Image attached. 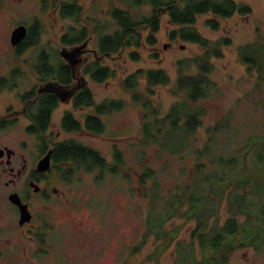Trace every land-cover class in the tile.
<instances>
[{"label": "rangeland", "instance_id": "rangeland-1", "mask_svg": "<svg viewBox=\"0 0 264 264\" xmlns=\"http://www.w3.org/2000/svg\"><path fill=\"white\" fill-rule=\"evenodd\" d=\"M82 1L88 4L90 0ZM237 1L248 3L252 8V12L247 15L235 13L231 17L220 18L218 20L219 27L216 30L205 24L207 18L213 17L211 14H200L196 18L195 27L203 36L211 40L219 37L230 39V43L222 47L223 56L212 58L214 69L210 76L219 90L215 94H211L205 101L209 110L204 116V124L199 132L205 136L208 127L215 120L228 119L231 125L228 134L233 140L228 146L233 149V145L237 143L236 149H239L248 143L251 145V153L254 154L257 148L264 144V81L260 83L259 88L255 87L259 78L264 80V66L258 68L254 65L252 71H248L247 64L239 57L237 48L242 44L256 40L259 36L264 38V0ZM111 6L126 8V3L111 0ZM149 10L150 8L145 5L136 6L134 14H148ZM51 20L55 21V18ZM60 26L61 23L58 22L54 27H49L54 30L50 31L43 25V45L55 49L57 46L55 34H58ZM113 28L112 26L111 30ZM172 28L174 26L169 23L168 16L164 14L161 18L160 29L156 33V43L154 45L146 43L137 50L130 47L117 54H112L106 64L115 69V75L102 83L88 82L95 101L102 102L104 99L123 101V106L119 109L113 108L116 107V102H113V109L110 108L108 113L104 114L102 117L104 128L101 133L89 132L83 129L73 133L61 131L58 134L60 129L59 118L64 110L71 108V104L62 103L55 110L51 129L45 135L48 141L72 139L98 150L109 161L112 160L115 146L121 149L126 167L125 165L120 166V172L116 175L104 172L100 179H96L95 173L97 170L89 172L80 167V171L72 174L74 166L73 171L69 173L68 171L72 166L69 164L64 166V169L71 166L67 168L63 176L70 177L71 190L69 191L77 194L74 203L79 202L80 206L77 209L59 207L64 211L63 213L58 212V214H62V217L67 218L65 221L63 220L66 235L63 238L60 250L66 256L73 257V259L68 258L66 260L61 255L59 262L54 264H120L117 256L121 252L128 251V247L134 243H137L138 246L133 250V253L128 254V264H173L171 256L173 241L187 238V229L195 224L194 219L176 216L165 222L164 242H159L151 234L144 238L141 237L140 230L145 226L144 220L148 208V198L143 196L140 189L138 173L145 163L138 158L137 152L141 148L145 131L141 120V106L132 100L130 92L121 85L122 78L138 68H162L169 75L170 83L153 87L152 107L161 114H164L170 108L176 100L170 92V87L174 85L176 78L175 61L178 58L190 57L201 52L196 44L179 38L170 39L169 31ZM146 34V29L142 30L144 38ZM51 41L52 47L50 46ZM91 46H93V42ZM0 48H4V42L1 43V40ZM131 50L139 52L138 60H132L128 56V52ZM6 60V57H0V64L7 65ZM15 64L16 68L22 67L24 64L23 58L17 57ZM22 84L26 86V82ZM140 85L141 89L145 88L146 82L144 79H140ZM73 111L77 118L82 119L84 112L93 113L94 110L93 107H84ZM229 111L232 113L228 114ZM26 122L21 121L16 124V139L26 137L18 131L19 124ZM1 139L6 140L7 136L0 137ZM151 150L152 148L149 152ZM247 150V147L241 148V155ZM163 159H158L156 154L153 155L150 152V154H147L146 164L156 170L155 178L161 187L160 195L168 198L170 191L174 190V185L185 176V173L181 171L185 161L177 157L167 156H164ZM249 160V164L255 169L257 166L251 156H249ZM125 172L129 173L128 178L122 176ZM7 178L8 175H5L1 181ZM62 188L66 191L65 185ZM261 213L264 216V210ZM221 215L220 223H223L225 220L223 211ZM76 224H79L78 237L72 242L70 231ZM25 242L23 247L15 253L17 260L28 258V252L37 246L34 241L31 242L25 239ZM160 244L169 247L162 249L158 255L152 257L154 250L159 249ZM237 244L238 242H231L227 246L229 255L225 264H264V244L259 247L255 245V248L253 246L237 247ZM195 247L199 251L198 247ZM70 250H73L71 254ZM197 254L200 257V253ZM212 255L214 254L208 255V258L211 259ZM11 260L13 261V256ZM13 263L16 264V262ZM43 263L52 264L50 258L41 262V264Z\"/></svg>", "mask_w": 264, "mask_h": 264}, {"label": "trees", "instance_id": "trees-1", "mask_svg": "<svg viewBox=\"0 0 264 264\" xmlns=\"http://www.w3.org/2000/svg\"><path fill=\"white\" fill-rule=\"evenodd\" d=\"M124 2L127 5L126 10L119 7L114 9L118 28L110 37L102 40L101 52L110 50L112 54H117L125 48L133 47L137 50L146 43L154 45L164 14L174 26L169 31L170 39L179 38L196 44L201 49L199 53L175 61L176 78L170 92L176 100L164 114L152 107L151 96L154 86L170 83L166 70L138 68L121 81V85L130 92L132 100L139 103L142 111L141 120L145 132L137 155L145 163L138 173L141 192L148 198L144 224L154 227L151 231L156 234H161L165 232L162 227L170 218L180 216L194 219L195 225L208 226V255L214 254L212 257L215 263L225 264L229 255V243L238 242L237 247H243L264 239V216L261 213L264 210V144L257 148L254 154L251 153V145L248 143L241 147L248 148L243 155L240 153L241 148L236 149L237 143L232 149L228 146L233 142L228 134L231 129L228 119L215 120L208 127L205 136L200 134L199 129L203 127L204 116L209 110L205 101L219 90L210 76L214 69L212 58L223 56L222 47L229 44L230 39L219 37L211 40L197 30L195 23L198 15L211 14L213 17L207 18L205 24L216 30L220 18H228L235 13L247 15L252 12V8L248 3L237 0ZM141 5L150 8L148 14H134V8ZM144 29L147 31L145 38L142 35ZM136 50L128 52L132 60L139 59V52ZM237 50L239 57L247 64L248 71L251 72L254 65L258 68L264 66L262 36L240 45ZM67 75L65 72L58 73L61 80ZM114 75L115 69L111 68L108 77ZM92 77L102 82L107 78L106 70L96 66ZM140 79L146 82L144 89H141ZM258 80L255 86L257 88L264 81L260 78ZM87 97L86 92L83 98ZM113 102H116V107H113L115 109L123 106L122 100L112 99L111 109ZM47 115L48 112L43 111L45 120ZM64 123L69 124V129L81 127L78 121H69V118H65ZM85 124L90 130H103V122L97 117H88ZM150 148V152L156 154L158 159L162 160L167 156L185 161L181 168L185 176L174 185V190L170 191L168 198L160 195L161 187L155 178L156 170L146 164ZM249 156L256 163L255 169L248 162ZM53 158L56 163L69 162L72 167L68 173L74 170V174L80 171V167L89 172L97 170L96 179H100L104 172L116 175L120 172L119 167L125 165V158L118 147L114 146L112 160L109 161L96 149L73 140L59 142L53 150ZM122 176L128 178L129 173L125 172ZM222 211L225 220L220 223ZM199 239L202 243V239Z\"/></svg>", "mask_w": 264, "mask_h": 264}, {"label": "flooded vegetation", "instance_id": "flooded-vegetation-1", "mask_svg": "<svg viewBox=\"0 0 264 264\" xmlns=\"http://www.w3.org/2000/svg\"><path fill=\"white\" fill-rule=\"evenodd\" d=\"M116 7L126 10L127 5L126 8L111 6V0H90L88 4L82 0H0V40L4 42L0 57L7 59V65L0 64V137L7 136L6 140H0V264H41L47 258L54 264L59 262L61 255L66 260L73 259L60 250L66 235L64 221L67 218L58 212L63 213L64 207L77 209L80 204L74 203L77 194L69 191L70 177L63 176L71 167L64 169V166L70 163H56L53 158L55 146L64 140L50 142L45 135L51 129L55 110L62 103L71 104V108L61 114L58 134L83 129L92 132L85 126L87 118L97 117L103 122L102 117L110 110L111 100L95 101L88 82L102 83L109 78L111 67L106 61L112 53L110 50L101 52V46L102 40L118 28V20L114 17ZM58 22L61 26L55 34L57 46L51 49L43 45V25L54 31L49 27ZM15 29L20 34L23 32L17 42L12 41ZM17 57L23 58L22 67L15 66ZM96 66L106 70L107 78L102 82L92 77ZM60 72L68 75L61 80ZM24 82L26 86L22 84ZM86 92L88 97L85 99ZM59 93L67 95L62 99ZM84 107H93V113L84 112L82 119L77 118L73 110ZM43 111L48 112L46 120ZM65 118L78 121L81 127L69 129V124L64 123ZM21 121L27 122L19 124L18 131L26 137L16 139V124ZM49 151V168L39 170L40 159ZM5 175L8 178L1 181ZM64 185L66 191L62 188ZM11 194H17L20 205H25L23 215L20 206L10 199ZM152 228L142 227L141 237L151 234L164 242L165 225L162 227L165 232L161 234L151 231ZM207 228L194 224L187 229L188 239L173 241V264H218L213 257L208 258ZM78 230L79 224L71 229L72 242L78 237ZM25 239L34 241L37 246L28 252V258L17 260L15 253L26 243ZM263 244L264 239L247 246ZM136 246L137 243L130 245L128 251L117 256L120 264H128V254L133 253ZM167 247L160 244L152 257ZM72 252L70 250V254Z\"/></svg>", "mask_w": 264, "mask_h": 264}, {"label": "water", "instance_id": "water-1", "mask_svg": "<svg viewBox=\"0 0 264 264\" xmlns=\"http://www.w3.org/2000/svg\"><path fill=\"white\" fill-rule=\"evenodd\" d=\"M22 35H23V32H21V34H20L19 30L15 29V31L12 34V41L13 42H17L19 39H21ZM64 95H67V94H60L62 99H64ZM50 153H51V151H49L42 159H40V161L38 163V169L39 170L43 171V170H46V169L49 168ZM10 199L20 206L21 213L23 215L24 214V210H25V208H24L25 205H20V200H19L18 195L17 194H11L10 195Z\"/></svg>", "mask_w": 264, "mask_h": 264}]
</instances>
